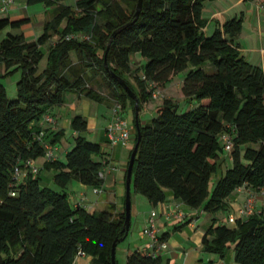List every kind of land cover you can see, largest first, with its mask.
Here are the masks:
<instances>
[{"label":"trees","instance_id":"16d2710c","mask_svg":"<svg viewBox=\"0 0 264 264\" xmlns=\"http://www.w3.org/2000/svg\"><path fill=\"white\" fill-rule=\"evenodd\" d=\"M26 1L55 9L43 34L30 42L23 32L15 33L30 24V18H0V33L8 29L0 39V264H73L79 251L92 255L94 264H112L114 242L118 248L130 232L124 230L125 206L118 210L109 203L91 212L70 204L66 189L72 180L99 190L105 182L100 173L110 165L100 144L80 133L88 127L81 115L71 122L78 135L66 162L44 164V169L55 171L53 181L61 192L42 186L39 174H28L23 181L15 178L16 167L44 157V143L55 146L61 140L62 132L50 138L41 123L53 107L64 103L66 92L96 102L106 99L99 86L93 89L92 77L82 67L106 83L110 99L122 109L130 104L136 115V101L111 72L125 80L138 98V119L154 100L153 92L184 74L185 103L165 98L149 123L139 119L135 192L153 206L162 204L169 191L188 207L203 209L212 216L203 239L208 253L224 259L232 247L236 264H264V207L257 211L255 206L248 217L239 213L231 224L229 216L226 222L218 218L230 210L229 198L238 189L252 190L248 198L264 190V71L242 56L236 42L243 18L218 24L209 35L203 12L206 3L215 0H143L137 20L139 0H76L73 8L63 0ZM110 41L107 70L104 55ZM135 54L145 60L136 71V87L126 79ZM44 56L47 65L39 73ZM14 71H21V77L17 99L11 100L2 79ZM224 135L230 137L231 151L224 148ZM226 153L231 166L210 193L211 178ZM161 263L149 250L132 252L126 261Z\"/></svg>","mask_w":264,"mask_h":264},{"label":"crops","instance_id":"0c3cea01","mask_svg":"<svg viewBox=\"0 0 264 264\" xmlns=\"http://www.w3.org/2000/svg\"><path fill=\"white\" fill-rule=\"evenodd\" d=\"M203 17L208 20V24L205 28L206 33L209 32L208 30H212V27L215 30L218 24H223L232 18L242 17V31L236 42L240 44L242 56L248 62L262 68L264 71V0H256L253 2H246L243 0H215L206 3ZM24 35L26 36V33H24ZM138 55L139 54L133 55L132 60L138 61ZM74 59L76 60V58ZM144 62V59L141 60V64ZM183 76V73L178 75L169 84L158 89L162 93L161 97L157 100H150L139 114V119L142 124L149 123L157 116L158 109L165 98L179 102L180 104L185 103L186 99L181 91ZM96 88L98 90V87ZM99 90L103 91L101 94L105 96L106 99L102 102L88 101V99L86 103L91 110L90 112H92L89 113V115L84 116L81 113L77 114V107L74 102L75 99H84L85 95L70 91L71 95L75 96V98H71L72 102L70 105L72 108H70V111L61 115L58 112L59 110L56 111L52 108L51 115L55 118L56 124L49 125L44 122L41 123V127L48 131L51 136L50 138L53 137L52 134L55 135L70 129L72 119L77 115H81L84 118L92 116L98 122L101 121L104 124V127H102L103 133L101 139L94 141L100 144L102 152L104 156L109 159L112 168L105 174L103 187L96 193L95 189L75 181L73 182V190L70 191L71 193L69 192L70 194L68 195L70 204L73 207L80 205L91 212L102 211L107 208L109 203H115L118 210H122L125 206L126 169L134 146L136 121V115H134L133 123H131L132 126H130L132 130V140L130 144L128 146H123L121 144L112 145L107 136V127L113 121V109L116 102L108 97L106 90L101 88ZM127 110L128 108H125L123 112L126 114V119L129 120V113ZM86 120L88 121V119ZM73 134V137L78 135L76 132ZM73 145L68 143V145H64L62 148L57 141L54 146L55 159L53 161L64 162L63 160H65L67 153L72 149ZM115 160H121L119 168L113 167ZM47 161L45 157L35 160V164L40 168V182L42 181L44 164ZM230 166L231 159L226 153L220 162V174H223L225 168H229ZM50 172L52 174V180L46 178L47 187H50L51 182H54L53 176L55 171L52 170ZM24 179L26 178H22L20 181ZM89 188L92 189V197L89 196ZM251 192L252 190L248 188H241L234 192L229 198L230 209L235 211L238 209V211H240ZM257 193V209H261L264 207V190H259ZM95 195H97V197H95ZM134 199L136 201H134ZM131 200L130 232L127 238L122 242V246H118L116 250V252H120L122 256L125 255L126 260L127 256L132 252H141L147 247L148 238L143 235L142 231L150 214L155 211L157 214L156 223L159 236L165 244V247L158 252L162 260L161 264H236L232 247L229 249L224 259L208 253L204 249L203 239L212 225V216L210 214L207 216L203 209H192L188 207L182 201L174 198L169 191H167L166 200L157 206H153L146 197L138 193H136L134 197H131ZM219 219L220 222H226L227 220L225 217ZM74 262L75 264H94V258L92 255L84 252V255L76 258Z\"/></svg>","mask_w":264,"mask_h":264},{"label":"rangeland","instance_id":"374dc122","mask_svg":"<svg viewBox=\"0 0 264 264\" xmlns=\"http://www.w3.org/2000/svg\"><path fill=\"white\" fill-rule=\"evenodd\" d=\"M75 3H76V0H63V4H65L66 6H70L72 8L75 6ZM1 5H2V0H0V8H1ZM54 9H55V6L47 5L44 2L36 3L33 5H28L27 1L18 0L16 2V4L14 5V7H12L9 10V12H7V14H3L0 10V18L3 16L9 17L12 20H17V19H20L22 17L23 18L24 17L30 18V24L25 25L19 31H15V33H19V32L26 33V40L30 42V41H35L38 37H40L43 34L45 23L53 17ZM7 31H8V29L4 30L0 33V39H2L6 35ZM208 31L209 32H207V33L211 35L214 32V28L212 27V30L210 29ZM46 49H47V45L41 46V50L44 53H46ZM73 56H74V58L77 59V56H75V54H73ZM137 58H138V61H133L131 64V73L126 75V79H128L129 82L135 87H136V85H135L134 77L136 76V71H137L138 67L141 65V60H143L141 55H138ZM46 65H47V58H46V56H44L42 58V60L40 61L38 72L39 73L42 72L43 69H45ZM82 69H84V71L86 72L88 77H92L91 81H92V85H93L94 90H97L96 87H98V86L100 88L106 90V88H107L106 83L101 78L93 77V75L95 76V74L91 73L88 69H85L83 67H82ZM72 76H73V74L69 73L68 77L71 78ZM96 76H101V75H96ZM20 77H21V71H14L13 73L8 74L7 76H5L2 79V83L5 86L6 93L11 100L17 99V83H18V79H20ZM71 98L73 99V98H75V96L71 95L70 92H66L64 94V103L60 106L53 107V110H56V111L59 110L58 112L61 115L63 113H68L70 111V108H72L70 105L72 102ZM88 99L89 98H87L85 96V98L82 100H77V99L74 100L75 105L77 107V114L81 113L85 116V115H89V113H92V112H90L91 110L88 108L87 103H86V101ZM90 100L91 99H89L88 101H90ZM91 101H93V100H91ZM126 108H128L127 112L129 113V120L126 119L125 112H123L122 114H123V117L125 118V120L127 122L129 121L128 122V124H130L129 126H132L131 123H133V119H134V115H135L134 109L130 104H128ZM86 119H88V121H87L88 127L86 130L81 131L80 133L82 134L83 137H85L89 140H93V141L100 140L101 135L103 133L102 127H104V124L101 121L98 122L92 116H89V118L87 117ZM73 131L74 130L72 129V127H70V129H68V130H64V132L62 131L63 136H62L61 140L58 141L59 146H61L63 148L64 145H68V143H70V145H73V143H74V137H73L74 132ZM63 161L66 162V158ZM120 163H121V160H119V161L115 160V162L113 163V165H114L113 167L119 168ZM227 169L228 168H225L223 174L227 171ZM43 170L44 171L42 173L41 185L42 186H48L47 182H46V178L51 179L52 174L49 170H46V169H43ZM223 174H220V169H219L218 172L212 176L211 181H210V185H209L210 193H212L217 181L219 180V178ZM73 182H75V180H72L66 189V192L68 193V195L71 193L70 191L73 190ZM76 182H78V181H76ZM50 188H52L53 190H55L57 192L62 191L58 186L55 185L54 182H51ZM90 188H89V196L92 197V189H90ZM135 195H136V193H135V189H134V183L132 181V183H131V197H134ZM95 197H97V195H95ZM134 201H136V200L134 199ZM256 210H257V205H256ZM237 211H238V209H237ZM237 211L230 209L228 212L227 211L221 212L220 214H218V218L225 217L227 219V216H229V217L230 216H234V217L238 216L239 211L238 212ZM208 214L209 213L206 212L207 216H209ZM228 224H231V223L228 222ZM119 246H122V243H120ZM126 261L127 260H126L125 255L122 256V254L120 252H118V253L116 252L117 264H126Z\"/></svg>","mask_w":264,"mask_h":264},{"label":"built area","instance_id":"2783aa9c","mask_svg":"<svg viewBox=\"0 0 264 264\" xmlns=\"http://www.w3.org/2000/svg\"><path fill=\"white\" fill-rule=\"evenodd\" d=\"M18 0H2L1 5V12L7 13L17 2ZM162 93L158 90L153 92L152 99L157 100L161 97ZM123 109L120 104L115 103L114 109H113V121L109 124L107 127V136L110 140V143L112 145L121 144L123 146H128L130 144V141L132 140V130L130 129V126L128 122L123 117ZM43 122L49 125H55L56 120L52 115H46L43 119ZM45 138V132H41L39 136V140L43 142V139ZM224 142V148L226 151H231L232 149V143L230 142V137L228 135H224L222 137ZM44 157L48 161H53L55 159V147L52 146L49 143H44ZM112 169L111 166H107L103 169V171L100 173V177L104 178L106 172L108 170ZM40 172V168L35 164L34 160H27L25 162L24 167H16L15 169V178L19 181L22 178H26L28 174L38 175ZM95 192L98 193L99 190L95 189ZM258 197L256 195H251L247 200L244 206L240 209L239 213L242 217H248L251 216L255 211V206L257 202ZM156 217L157 214L155 211H153L148 220L147 223L143 229V235L148 238V245L144 249V251H150L154 255H158V252L165 247L164 242L161 240L159 236V230L156 223ZM230 223L235 221L234 216H230L229 220ZM84 255L83 251H79L76 255V258L79 256ZM75 258V259H76ZM75 264V262H73Z\"/></svg>","mask_w":264,"mask_h":264},{"label":"water","instance_id":"95a60500","mask_svg":"<svg viewBox=\"0 0 264 264\" xmlns=\"http://www.w3.org/2000/svg\"><path fill=\"white\" fill-rule=\"evenodd\" d=\"M142 4L143 0H139L135 12V20L139 17V14L142 10ZM134 20V21H135ZM117 32L114 33V36L116 35ZM111 41L107 47V50L104 55V65L107 70H109V65L107 61V56L108 52L110 49ZM113 77L119 81V83L125 88L127 94L130 96V98L134 99L136 101V121H135V129L137 131V143L134 146V149L132 151L130 160H129V165L127 169V177H126V198H125V212H126V220H125V227L124 230L129 231L130 226H131V208H132V200H131V183H132V171H133V166L135 162V158L138 152V147H139V142L141 140V129H140V124H139V119H138V113H139V106H138V98L136 94L130 89V87L126 84L125 80L119 78L117 75L113 74ZM116 248H117V243L114 242L112 246V264H117L116 263Z\"/></svg>","mask_w":264,"mask_h":264}]
</instances>
